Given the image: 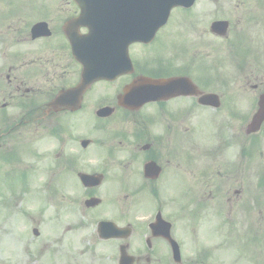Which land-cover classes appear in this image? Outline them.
I'll use <instances>...</instances> for the list:
<instances>
[{
	"label": "flooded vegetation",
	"instance_id": "af4514ba",
	"mask_svg": "<svg viewBox=\"0 0 264 264\" xmlns=\"http://www.w3.org/2000/svg\"><path fill=\"white\" fill-rule=\"evenodd\" d=\"M79 13L73 0H57L52 10L47 6L49 34L34 37L32 31H12L7 39L0 31V150L11 133L27 127L42 129L47 151L58 144L53 154L43 155L47 192L59 196V202L44 211L46 225L47 219L69 225L84 224L82 218H87L95 224L97 240L114 242L119 257L125 247L135 264H176L173 243L182 259L195 253L196 241L210 254L205 230H211V217L242 202L241 189L235 186L242 185L245 163V171L252 165V178L259 174L256 153L264 141V124L258 132L250 125L264 83H253L250 70L233 80L226 76L211 85L199 84L217 91L219 107L201 104L191 94L127 108L121 96L140 76L171 78L186 73L173 52L165 60L150 57L158 36L130 46L133 70L96 80L82 95L67 93L62 104H55L82 81L83 65L67 33L85 36L89 31L83 27L65 31ZM192 43L196 47L195 39ZM192 60L188 73L198 63L207 67L211 63ZM101 110L107 116L100 117ZM82 173L100 176L101 182L84 185ZM93 198L100 203L87 205ZM102 220L117 227L112 225V239L100 237Z\"/></svg>",
	"mask_w": 264,
	"mask_h": 264
},
{
	"label": "rangeland",
	"instance_id": "374dc122",
	"mask_svg": "<svg viewBox=\"0 0 264 264\" xmlns=\"http://www.w3.org/2000/svg\"><path fill=\"white\" fill-rule=\"evenodd\" d=\"M56 1L0 0L2 37L9 39L12 31H29L36 21L47 18V6L52 10ZM258 1L197 0L195 7L188 12L175 9L158 44L149 51L150 57L165 60L168 52L174 51L178 58L187 60V67L189 60L193 61L192 56L214 63L210 80L221 77L218 80L221 81L226 76L233 80L236 76L250 74L252 70V82L264 83V0ZM55 16L53 14L52 18ZM222 18L231 23L227 40L210 33V24ZM192 39H195L199 51ZM135 49H132L133 53ZM206 73L211 74V67L198 63L195 76L203 79ZM248 93L254 94L252 91ZM41 137L43 131L28 127L18 129L10 134L3 148V152L5 149L9 151L14 145L10 154L9 151L3 155L7 161L0 160V264H118L116 244L98 242L95 224L87 222V218H82L84 224L72 221L69 225L62 224L61 220L50 223L47 219V234H44L42 213H39L44 209L47 195L37 186H42L47 177L43 176L46 162L43 155L53 154L58 144L47 151L46 140ZM28 145L40 151L42 158L34 159ZM258 154L261 155L259 174L252 178L249 173L252 165L249 164L245 171V163L242 185L235 186L241 189L242 202L236 209L235 202L233 207L228 205L234 223H228L231 225L228 228L220 227V221L212 216L211 230H205L214 245L206 264H264V142ZM34 162H39L38 172L31 169ZM55 202H59V196L52 195L47 206ZM103 210L113 212L109 207ZM220 218L223 219L222 214ZM34 228L39 230L40 236L33 234ZM195 244L199 243L196 241Z\"/></svg>",
	"mask_w": 264,
	"mask_h": 264
},
{
	"label": "water",
	"instance_id": "95a60500",
	"mask_svg": "<svg viewBox=\"0 0 264 264\" xmlns=\"http://www.w3.org/2000/svg\"><path fill=\"white\" fill-rule=\"evenodd\" d=\"M194 1L195 0H96V2L99 3L117 6L115 9L108 8V10L106 11V18L121 21L123 28L125 27V29L127 28L128 31H132V40H145L146 37L148 38L154 36L158 28L166 23L170 14V10L174 6L183 5L189 7L194 3ZM121 5L126 10V14L121 12ZM118 7L120 8L117 9ZM227 28L228 22L226 21H216L211 27L212 31L219 34L225 33V31H227ZM38 29V31H41L42 27ZM87 71H89L88 68L85 69L84 80L86 82H83L81 89L83 88V86L90 83L93 80L92 78L99 77L97 76V74L96 76H94V72L93 74H88ZM176 83L177 80L174 81V85ZM158 85L159 83H157V88ZM172 88L173 87H171V90H168L169 96L174 92V88ZM159 97H161V93L160 91L158 92L157 89H155V95L152 98L156 99Z\"/></svg>",
	"mask_w": 264,
	"mask_h": 264
}]
</instances>
